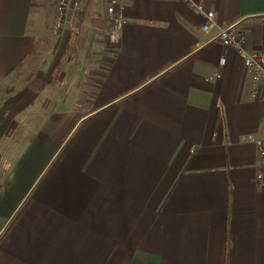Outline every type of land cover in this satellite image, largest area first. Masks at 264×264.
<instances>
[{
  "label": "crops",
  "instance_id": "1",
  "mask_svg": "<svg viewBox=\"0 0 264 264\" xmlns=\"http://www.w3.org/2000/svg\"><path fill=\"white\" fill-rule=\"evenodd\" d=\"M84 1L48 46L0 0V264H264V90L198 10L261 52L264 0H129L118 43Z\"/></svg>",
  "mask_w": 264,
  "mask_h": 264
},
{
  "label": "built area",
  "instance_id": "2",
  "mask_svg": "<svg viewBox=\"0 0 264 264\" xmlns=\"http://www.w3.org/2000/svg\"><path fill=\"white\" fill-rule=\"evenodd\" d=\"M84 0H57L56 16L53 26L54 38L61 39L74 21L80 17ZM129 0H109L107 13L112 18V29L110 40L118 43L123 35V29L127 20L124 16V7ZM198 10L206 17L202 29L206 33L219 30L216 38L220 39L226 47H230L240 54L244 60L246 69L252 78L251 100L256 101L264 90V51L251 52L245 47V39L234 27H221L218 16L213 11L205 12L202 4L198 5ZM225 60L221 59L214 65L216 72L208 81L220 80L224 70ZM253 141L257 145L258 157L256 176L264 184V137L255 138Z\"/></svg>",
  "mask_w": 264,
  "mask_h": 264
},
{
  "label": "rangeland",
  "instance_id": "3",
  "mask_svg": "<svg viewBox=\"0 0 264 264\" xmlns=\"http://www.w3.org/2000/svg\"><path fill=\"white\" fill-rule=\"evenodd\" d=\"M100 1H101V4H98L99 7L104 8V6L107 5L106 0H100ZM90 9H91V6H90ZM55 16H56V0H48L46 9L43 10V12H41V16L39 19V28H38L40 29V33H41L40 35L42 37L41 41L48 46H51L52 44H55L56 42H58V40L54 38V34H53ZM47 54H48L47 50L43 52L42 51L39 52V54L36 55L37 57L35 59V62L42 63L45 59H47L46 58ZM24 70H27L26 67ZM30 72H32V70H30Z\"/></svg>",
  "mask_w": 264,
  "mask_h": 264
}]
</instances>
